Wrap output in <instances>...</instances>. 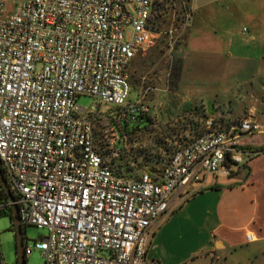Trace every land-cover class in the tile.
<instances>
[{"label":"built area","instance_id":"2783aa9c","mask_svg":"<svg viewBox=\"0 0 264 264\" xmlns=\"http://www.w3.org/2000/svg\"><path fill=\"white\" fill-rule=\"evenodd\" d=\"M172 1L0 0V165L14 195L0 208L15 205L21 225L48 229L25 256L39 249L45 264H143L174 191L204 174L229 175L262 152L241 138L264 134L263 122L208 118L161 173L134 179L113 164L125 136L113 131L120 149L106 134L96 139L98 113L86 116L77 97L121 108L120 120L149 114L146 92L129 102L125 68L154 44L156 17ZM180 1L183 26L191 8Z\"/></svg>","mask_w":264,"mask_h":264},{"label":"rangeland","instance_id":"374dc122","mask_svg":"<svg viewBox=\"0 0 264 264\" xmlns=\"http://www.w3.org/2000/svg\"><path fill=\"white\" fill-rule=\"evenodd\" d=\"M192 1L191 16L201 20L203 41L191 38L188 49L182 52L183 56L176 51L165 53L171 36L179 45L177 30L171 35L165 32L178 28L183 15L180 0L168 2L155 20L154 26L160 32L155 46L145 54L137 55L125 68L131 77L128 100L133 102L141 92H146L145 102L150 109L148 115L120 120L121 108L105 102L98 103V99L91 95L77 97V104L87 109L86 116L93 108L92 116L98 113L94 122L96 139L106 134L110 149H120L121 144L113 142V131H117L119 138L125 136L121 154L113 164L120 174L129 178L135 179L144 171L150 172L147 167L153 168L151 174L161 173L179 145L201 133L205 121L218 111L223 110L231 116L229 108L233 106L237 110L242 106L246 89L252 87L245 71L250 67L249 59L254 61L253 57L259 55L260 46L256 41L251 42L249 47L246 44L251 34L264 41V0ZM212 30L217 32H210ZM182 63L181 77L178 78L180 75L175 74L176 67H181ZM168 92L174 96L168 97ZM195 96L204 98L206 106L196 104L186 109L181 106V101ZM215 106H220V109ZM217 177L223 182L232 178L222 174ZM206 178L216 177L207 174ZM21 233L24 246H31L47 236L48 229L21 225ZM17 258L16 229L10 209L2 207L0 264H17ZM24 264H45L43 252L33 250L26 256Z\"/></svg>","mask_w":264,"mask_h":264},{"label":"crops","instance_id":"0c3cea01","mask_svg":"<svg viewBox=\"0 0 264 264\" xmlns=\"http://www.w3.org/2000/svg\"><path fill=\"white\" fill-rule=\"evenodd\" d=\"M188 4L192 7L193 1L188 0ZM192 16L178 27L176 39L179 45L173 39L171 52L183 56L191 38L203 41L201 20ZM158 38L159 35L154 44ZM255 41L260 46V53L252 58L254 61L249 59L250 67L245 75L252 87L246 89L242 106L237 110L231 106L228 110L231 116L223 110L218 111L213 119L231 122L250 116L264 123V41L251 34L246 47ZM154 44L138 50L126 68L137 55L145 54ZM182 69L183 63L176 67L178 78ZM128 75L131 84L130 73ZM167 95L174 96L169 92ZM180 104L185 109L196 104L206 106L204 98L196 96L184 99ZM215 107L220 109V106ZM208 112L209 108L206 109ZM241 142L245 148L262 152L231 174H222L232 177L228 182L218 180L219 174L210 180L204 174L200 183L193 182L183 190L174 191L168 211L148 233L143 264H264V134L243 136Z\"/></svg>","mask_w":264,"mask_h":264},{"label":"water","instance_id":"95a60500","mask_svg":"<svg viewBox=\"0 0 264 264\" xmlns=\"http://www.w3.org/2000/svg\"><path fill=\"white\" fill-rule=\"evenodd\" d=\"M0 186L4 190L7 199L10 201H14V195L8 185V182L4 176V173L0 167ZM11 212H12V217H13V225L15 226L16 229V237H17V253H18V258H17V264H24V244H23V238H22V233H21V224L19 220V215H18V209L15 205L11 206Z\"/></svg>","mask_w":264,"mask_h":264},{"label":"trees","instance_id":"16d2710c","mask_svg":"<svg viewBox=\"0 0 264 264\" xmlns=\"http://www.w3.org/2000/svg\"><path fill=\"white\" fill-rule=\"evenodd\" d=\"M226 166H229V164H227L226 163ZM0 167H1V165H0ZM2 169V168H1ZM147 169L150 171V172H152L153 171V168L152 167H147ZM9 185V184H8ZM2 191V190H1ZM2 195H3V197H2ZM4 202H6V195L3 193V191H2V194H0V203H4ZM9 209H10V214H11V218L13 219V217H12V212H11V207H8ZM24 260H26V256L24 255Z\"/></svg>","mask_w":264,"mask_h":264},{"label":"flooded vegetation","instance_id":"af4514ba","mask_svg":"<svg viewBox=\"0 0 264 264\" xmlns=\"http://www.w3.org/2000/svg\"><path fill=\"white\" fill-rule=\"evenodd\" d=\"M3 171V170H2ZM5 176V175H4ZM3 191V193L5 194V192H4V190L1 188V186H0V194H2V191ZM6 195V194H5ZM2 197H3V195H2ZM6 200H7V196H6Z\"/></svg>","mask_w":264,"mask_h":264}]
</instances>
